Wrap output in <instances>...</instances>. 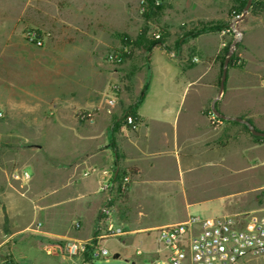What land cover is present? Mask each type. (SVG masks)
Instances as JSON below:
<instances>
[{"label":"crops","instance_id":"0c3cea01","mask_svg":"<svg viewBox=\"0 0 264 264\" xmlns=\"http://www.w3.org/2000/svg\"><path fill=\"white\" fill-rule=\"evenodd\" d=\"M140 3L141 0H0V110L7 119L4 133L0 134V247L7 240L3 232L5 217L21 219L19 231H23L38 214L50 220V213L55 214L58 207L68 208L66 212L56 211L64 230L43 234L66 238L68 222L73 217L74 228L87 226L90 238L97 217L92 222L88 215L92 211L95 214L103 199L99 185L113 169L132 170L131 184H138L145 182L147 171L166 172L173 157L176 178L160 180L162 186L178 189L179 173L184 176L207 169L209 174L243 186L250 193L264 187V138L253 140L244 125L236 122L221 120L219 126L212 127L206 115L219 88L217 57L225 43L222 32L201 34L188 43L179 41L176 52L166 43L167 49L154 48L148 66L133 76L132 93L125 105L121 107L118 95L111 114L106 112L105 98L117 73L105 71L103 60L109 49L122 47V35L135 37L145 24L139 13ZM231 5L232 0H166L165 13L179 16V25L226 23ZM238 27L242 32L238 49L243 64L240 68L228 67L223 92L215 105L220 114L246 120L256 131L264 132V13L248 12ZM26 28L49 32L51 37L37 48L23 39ZM189 50L193 53L190 61ZM158 52L178 63L175 72L169 65L162 72L167 87L179 86V106L174 111L150 91L153 57ZM67 56L78 63L93 64L89 78L81 77L76 87L71 85L73 72L66 66L70 63L64 59ZM140 73L141 84L135 88ZM146 82V93L136 109L139 126L131 131L123 124L113 132L115 154L109 130L137 100ZM78 109L97 110L92 128L74 119ZM90 169L93 172L89 175H95V188L78 200L49 205L59 191L51 194L34 188L39 177L42 184L46 178L58 177L64 178L60 188L74 189L89 176L81 177L82 173ZM17 171L29 173L27 184L12 179ZM24 186L36 194H27ZM129 188L125 195L128 206ZM240 204L241 201L228 200L209 217L236 210ZM125 224H115L120 237L148 235L171 225L128 229L123 227ZM115 255L119 259L120 253Z\"/></svg>","mask_w":264,"mask_h":264},{"label":"rangeland","instance_id":"374dc122","mask_svg":"<svg viewBox=\"0 0 264 264\" xmlns=\"http://www.w3.org/2000/svg\"><path fill=\"white\" fill-rule=\"evenodd\" d=\"M257 3L262 5L261 13H264V0H258L256 1V4ZM237 5L238 3L236 0H232V5L229 9V20L226 22L227 24L233 20ZM200 24L208 23L184 22L179 25V16H167L164 5L158 16L148 22L147 37L149 39H155L153 36L157 33L160 34L164 37V44L166 43L171 51L176 52L179 50V41L183 40L182 37L184 34L192 29H199L201 27ZM213 32H222L225 37V43L221 45V49L217 57L219 62L218 78L220 80L222 70V49L228 45L230 49L236 36L233 32H228L227 29ZM189 40L191 39H185L182 43H188ZM166 45L165 47H167ZM239 45L240 42L237 44V47L232 54L235 56L234 63L230 65L236 68H240L243 64L240 51L238 49ZM187 47H189V45ZM115 50L117 49H109L107 54ZM145 57V52L136 51L134 54H131L129 59L125 60L118 66L108 65L105 58L103 60L102 67L105 71L111 72L112 70H115L117 73L115 84L120 86L118 95L121 96V107L125 105L126 99L129 98L132 93L131 91H127V84L123 81V77L131 70L136 73L141 67H144ZM192 57L193 53L189 50L187 55L188 61H190ZM64 59L70 60V63L66 66H69L73 72L71 76V85L74 87L78 86L79 82H82L83 79L81 77L83 76L89 78V74L93 67L92 63H78L79 61H74V58L70 56H67ZM177 64L176 59L166 58L159 52L155 53L153 57L154 75L150 85V91L153 96L161 101H166L168 109H173V111L179 106V86L167 87L166 83H168V81L162 77V72L165 70V66L168 65L172 67L170 70L175 72L178 70L176 68ZM141 73H143V71ZM141 73L135 79V88L141 84ZM219 80L217 82L218 85ZM131 86V88H133V81L131 82ZM0 113V134H3V126L7 119L1 110ZM206 115L210 122L212 115H214L210 108L207 109ZM45 116H47V118L50 117L48 114H45ZM123 124L124 123L121 122L118 127L114 128V130L111 128V130H109V134L113 135V132L115 130H119ZM220 124L221 119H219V123H216L215 125H211L210 123L212 127H217ZM243 127L251 136L248 129L245 126ZM88 128H92V126ZM103 139H105V137L101 138V141ZM252 139L259 141L262 138L255 139L252 137ZM27 171L30 175H32L30 168H27ZM176 173L177 169L173 157L169 161V168L166 172L147 171L145 173V182L129 185V206L126 205L127 198H125V196L122 198L118 197L115 190H113L111 206L113 208L112 223L114 227L115 224L118 225L120 222L127 223L123 225L124 228L132 229L137 226H161L163 224H172L185 220L190 216L202 218L209 217L211 213L216 211L219 205L228 200L241 201V204L236 210L223 214H232L235 212L259 209L264 210V187H262L260 191L250 193L252 191L245 189L243 186L238 187L234 183L223 181L214 175L209 174L207 169H200L193 174H186L184 176H181L179 173L178 189L175 187L168 188L166 185L162 186L163 184L159 182L165 178H176ZM79 177L80 175L78 178ZM81 177H84L83 173ZM39 179L41 180L40 177ZM40 180H37V182L34 183V188L36 190L45 189L51 194L59 191L58 194L55 195L58 199H55L54 197L50 200L49 205H54L59 202L64 203L66 200H78L83 193L89 192L95 188L94 174L83 178L81 183H79L74 189L64 187L60 188L64 182V178H46L43 184ZM17 182L20 183L19 181ZM27 187L29 186H24V188L28 190L27 194H36V192L29 190L30 188L28 189ZM40 193L42 195L46 194L41 191ZM103 202V199L98 202L95 214H93V211L89 213L88 216L92 217V222L95 217H98L97 213H99V209ZM40 204H42V202H40L39 205ZM67 210L68 208L65 207L56 208L54 210L55 214H53L54 212L50 213V220L48 221L44 219L43 214H38L37 218H35L34 221H32L23 231H19L23 225L21 219H9L5 217L3 232L7 236V240L0 247V264H80V259L78 257L70 258L67 256L65 246L66 243L71 240L81 241L79 238H83L82 240L87 241L89 238V228L87 226H82L79 230L75 229L73 225V217H70L67 226L66 238H51L43 234L45 231L61 232V230H64L63 222H59L57 220L56 213L66 212ZM153 237L154 232H150L148 235L131 234L130 236L107 238L102 240L101 244L108 250L109 253L107 256L95 260V264H149L153 259L149 255V252H151L154 248L152 243ZM136 250H140L142 254L137 256L135 253ZM115 252L120 253L118 257L119 259L113 258V254ZM121 252L125 253L124 256ZM245 264H264V256L248 261Z\"/></svg>","mask_w":264,"mask_h":264},{"label":"built area","instance_id":"2783aa9c","mask_svg":"<svg viewBox=\"0 0 264 264\" xmlns=\"http://www.w3.org/2000/svg\"><path fill=\"white\" fill-rule=\"evenodd\" d=\"M166 0H153L154 8H161ZM141 0L139 13H144ZM241 14L234 13L233 19ZM227 31L233 32L228 27ZM234 33V32H233ZM235 35V34H234ZM160 34L153 37L158 39ZM23 39L31 45L41 48L51 37L49 32L35 28H26L22 32ZM128 53L127 48L110 52L105 61L108 65L118 66L122 63V54ZM120 86L111 84L109 94L105 98L106 112L116 106ZM97 115L96 109H78L74 112L75 120L86 126H93ZM1 116V113H0ZM125 127L131 131L137 130L139 121L132 115L123 117ZM211 125L219 123V119L212 115ZM117 169L103 179L98 192L103 195L98 217L94 224L93 234L87 241L71 240L66 243L65 251L70 258L78 257L80 264H95V260L108 255V250L101 244L107 238L120 237V232L112 223V191L122 198L126 195L133 175H121L119 181L113 179ZM93 170L83 172L86 177ZM12 179L27 184L30 175L26 171H17L11 175ZM78 227V224H75ZM153 237V250L149 255L153 258L149 264H245L248 261L264 256V210H249L222 214L214 217L190 216L185 221L156 229ZM90 248V250H88ZM88 253L86 259L84 255ZM137 256L142 252L135 251Z\"/></svg>","mask_w":264,"mask_h":264},{"label":"trees","instance_id":"16d2710c","mask_svg":"<svg viewBox=\"0 0 264 264\" xmlns=\"http://www.w3.org/2000/svg\"><path fill=\"white\" fill-rule=\"evenodd\" d=\"M256 1L258 0H251V6L249 8V13L253 14V15H257L259 13L262 12V5L259 3L256 4ZM236 2L238 3L236 9H235V13L236 14H241L242 10L244 8V6L247 3V0H236ZM143 6H144V13L141 15L142 18L144 19L145 24L141 27L139 33L135 36V37H130L128 35H122L121 36V45L122 47L127 48L128 53H123L122 54V63L129 59L131 54H134V52L136 51H142L146 53V57H145V67L148 66V57L150 55V53L152 52V50L154 48H166L165 44H164V37H162L161 35L159 36L158 39H149L147 37V33H148V29H147V24L150 20L154 19L155 17L158 16L161 8H154L153 7V0H143ZM229 24H225V23H216V24H200V28L199 29H192L191 31H188L187 33L184 34V36L182 37L183 40L185 39H193L201 34L204 33H208V32H213V31H220L222 29H227L229 26ZM182 40V42H183ZM228 49H229V45L226 46L224 49H222V66H223V62L225 57L228 55ZM234 59L235 56L232 55L229 59L228 62V66H230L231 64L234 63ZM121 63V64H122ZM222 72V70H221ZM135 71L131 70L129 73H127L126 75H124L123 77V81L126 82L127 84V91H131V82L133 79ZM147 90V82L144 84L143 89L140 93V96L137 98V100L127 109L124 110L122 117L120 119H118L117 121L113 122V127L112 130H114V128L118 127V125L123 122V117L125 115H132L133 117H135V119L137 121H139V118L136 114V109L139 106L140 102L142 101L145 93ZM112 136V134H111ZM253 138L255 139H259L258 137H255L253 135H251ZM110 146L114 149L115 154H116V149L114 146V138L112 136L111 138V144ZM127 173L133 174V171L128 169V170H120L118 169L117 174L114 175L113 179L115 181H119L121 175H125ZM88 250H90V248H88ZM84 257L86 259H88L89 254L86 253L84 255Z\"/></svg>","mask_w":264,"mask_h":264},{"label":"water","instance_id":"95a60500","mask_svg":"<svg viewBox=\"0 0 264 264\" xmlns=\"http://www.w3.org/2000/svg\"><path fill=\"white\" fill-rule=\"evenodd\" d=\"M250 6H251V0H247V3L244 6L241 15L238 18L231 20V22L229 23V27L233 30L236 38H235V41L232 43V45H231V47H230V49L228 51V55L224 59L223 66H222L221 77H220V80H219L218 93H217V96L215 97V99L211 103V111L218 119L242 124L245 127H247V129L250 131V133L253 136L264 138V132L256 131L254 129V127L248 121L243 120V119L238 118V117H227V116H224V115L220 114L217 111L216 106H215L216 101L219 99V97L221 96V94L223 92V89H224V84H225V80H226V74H227L229 59L232 56L234 50L236 49L237 44L241 40L242 32L239 29L238 24L245 18V16L247 15V13L249 11ZM117 256L118 255H115V256H113V258L116 259Z\"/></svg>","mask_w":264,"mask_h":264}]
</instances>
